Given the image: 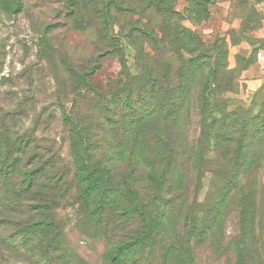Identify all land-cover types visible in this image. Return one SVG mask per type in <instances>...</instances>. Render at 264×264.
<instances>
[{"label": "rangeland", "instance_id": "374dc122", "mask_svg": "<svg viewBox=\"0 0 264 264\" xmlns=\"http://www.w3.org/2000/svg\"><path fill=\"white\" fill-rule=\"evenodd\" d=\"M67 1L0 10V155L12 157L0 169V264H264V80L248 88L260 77L264 0H214L206 20L184 12L187 0ZM168 4L181 16L156 13ZM191 57L188 91L172 92ZM83 127L95 132L89 146ZM79 151L108 167L97 180L133 191L136 207L116 192L102 215L81 204ZM60 167L59 195L21 190L26 173ZM33 222L55 242L32 240ZM119 244L129 252L112 260Z\"/></svg>", "mask_w": 264, "mask_h": 264}, {"label": "trees", "instance_id": "16d2710c", "mask_svg": "<svg viewBox=\"0 0 264 264\" xmlns=\"http://www.w3.org/2000/svg\"><path fill=\"white\" fill-rule=\"evenodd\" d=\"M22 1L23 0H0V10H2L3 12L7 14L16 13L22 9ZM73 1L74 0H68L67 5H71ZM213 1L214 0H187L188 4L187 6L183 8V10L184 12H189L195 9L197 12L201 13L202 16L200 17V19L206 20L208 19L209 14H210L208 5ZM156 13H159V14L162 13V14L168 15L167 18L169 17V15L181 16V12H179V10H177L175 7L169 6V4L168 5H156ZM168 30H171V29L168 28V24L165 22L164 26L161 27V31L162 32L164 31L166 33L168 32L169 34ZM178 31L179 32L185 31L187 35L191 37V40L198 39V35L196 34V32L191 31L190 29L186 27H179ZM179 32H177L176 35H178ZM104 35L105 36L107 35L106 32ZM172 37L174 38L175 36L172 35ZM173 41L174 40H167V43H166L168 44L167 50L172 51L173 49H176L175 46L172 44ZM156 45H157V36H156ZM161 48L163 50L164 46H162ZM196 60H197L196 57L189 58L187 60V64H188L187 68L185 70L181 68L177 71V78L179 79L180 82L174 85L172 92H174V88L175 90L185 89V92L188 91L189 86L187 83H184L185 77H186V70H190L196 67L197 62H198ZM93 69L83 70L80 73H78L77 75L79 79L82 82L87 83V77H89L94 72ZM216 71L217 70L214 68L211 71V76L213 78L214 85L217 87L219 85L217 83ZM231 82H232V74L229 72V79L225 83L224 91L231 90ZM211 93L215 94L213 92V89ZM99 95L102 97L103 100L107 98V95L105 92L103 93L100 92ZM183 104H184V100L179 101L175 104H172V106H173V109H175V111H179L183 107ZM213 109H209L206 113H211ZM206 113H204L203 117L205 116ZM77 124L79 125V123ZM91 132H92V129L85 128V127H83V131H81V137L83 138L85 145L89 146L88 143L92 142L91 136L94 137L95 132L94 133H91ZM73 149H75V146ZM84 150L86 151L87 149H84ZM166 153H169V152L164 151L163 157ZM7 158H12V157H8L7 155L6 159ZM4 159L2 160L1 155H0V169H2L5 163H7L6 159L5 160ZM17 159H18L17 157L14 158L15 162L17 161ZM73 163L75 167L74 178L76 179V183L78 185V191H79L78 195L80 197V202L86 208H90L91 211L98 214V216L100 214L102 215L104 211L107 209L111 210L110 208H113L117 202L116 198H114L113 196V192H116L119 195V197L123 198L124 201H127V204L129 205V207H136L138 198L137 196L134 195L133 191H131L128 188L125 190H122L117 185L114 187L113 186L114 184H112L111 182L110 183H108L107 181L100 182L99 180L96 179V178H100V175L102 176V178H109V174L105 172L108 170L107 166H101V164L97 166L95 161L91 162L86 157V154L80 151L77 152L76 155H74ZM169 163L170 162H168V164ZM6 166L9 167V169H11V167L13 166V160L9 162V164H7ZM167 168H171V167L165 166L163 170L159 172L156 171V178H158L159 175L161 176L159 177L160 179L158 180L159 183H161L162 178L165 177V169ZM101 172L103 173L101 174ZM42 173H43L42 176H41V173H37L36 170H32L26 173L24 178H22L23 189L21 190L24 192L33 187L34 188L39 187L40 184L46 185L44 187L45 189L44 191L49 190L53 193V195H56V196L59 195V193H61L60 191L61 187L64 188L63 191L66 190V186H65L66 182H62V178L66 176V170L64 168L62 167L57 168L55 172L53 173L50 172L49 175L48 174L45 175L44 172ZM99 191H100V196H97V193ZM143 217H144V221L146 222L148 220V217L147 215L144 214V212H143ZM37 223L41 224V222H33L31 224L26 225L25 232L31 236L32 240H36V242L44 241L48 244H53L56 239V236L54 234L55 230L53 231V228L51 229L49 228L47 230V227L37 226ZM37 228L39 230H37ZM128 252H129V248L126 244H119L114 250V253L111 256V259L116 260V261H121L125 257V255L128 254Z\"/></svg>", "mask_w": 264, "mask_h": 264}, {"label": "built area", "instance_id": "2783aa9c", "mask_svg": "<svg viewBox=\"0 0 264 264\" xmlns=\"http://www.w3.org/2000/svg\"><path fill=\"white\" fill-rule=\"evenodd\" d=\"M256 59L261 71V78L264 80V49H259L256 52Z\"/></svg>", "mask_w": 264, "mask_h": 264}, {"label": "crops", "instance_id": "0c3cea01", "mask_svg": "<svg viewBox=\"0 0 264 264\" xmlns=\"http://www.w3.org/2000/svg\"><path fill=\"white\" fill-rule=\"evenodd\" d=\"M256 64H257V67H258V69H259L260 77L257 78V79H255V80L248 81V88H256V87L260 84V82L263 80V79L261 78V71H260V68H259V66H258L257 59H256Z\"/></svg>", "mask_w": 264, "mask_h": 264}]
</instances>
